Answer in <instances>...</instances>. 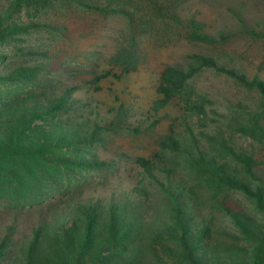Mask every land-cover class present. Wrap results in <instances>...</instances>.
I'll use <instances>...</instances> for the list:
<instances>
[{"label": "trees", "instance_id": "obj_1", "mask_svg": "<svg viewBox=\"0 0 264 264\" xmlns=\"http://www.w3.org/2000/svg\"><path fill=\"white\" fill-rule=\"evenodd\" d=\"M5 1L0 4V45L32 27H54L38 18L54 0ZM64 1L102 15L126 16L128 30L115 59L124 66L138 60L137 37L160 31L164 25L162 12L134 17L125 8V0ZM23 10L34 11L37 19L25 22ZM185 37L206 45L218 42L196 29ZM220 38L225 40L224 35ZM190 59L185 67L162 69L156 87L160 98L154 102L158 109L179 98L190 121L180 131L164 134L151 155L133 158L157 196L138 181L131 187H110L107 198L75 197L62 179L75 169L100 170L109 164L76 155L84 146L104 142L105 133L143 132L139 124L125 119L122 106L111 118L103 117L92 98L74 94L78 85L69 81L12 97L0 92V264H264L260 163L247 147L215 132L206 122L209 113L223 115L227 129L264 147V77L249 76L227 54L194 52ZM206 69L257 96L229 101L232 115L218 113L209 106L213 101L208 96L189 87ZM93 74L94 83L107 76ZM32 76L30 65L0 62V84ZM194 117L201 129H195ZM182 169L193 170L216 194L242 192L261 218L223 199L219 206L237 231L215 223L201 211L196 189L182 177Z\"/></svg>", "mask_w": 264, "mask_h": 264}, {"label": "rangeland", "instance_id": "obj_2", "mask_svg": "<svg viewBox=\"0 0 264 264\" xmlns=\"http://www.w3.org/2000/svg\"><path fill=\"white\" fill-rule=\"evenodd\" d=\"M125 1V8L134 17H149L159 11L164 15L160 31L137 37L138 60L128 66L115 60L128 30L126 16L122 13L102 15L64 0L52 1L41 15L32 10L21 12L25 22L36 20L38 15L41 21H50L54 27H32L27 32L13 34L0 45L4 57L0 62L25 63L33 72L30 80L1 83L3 97H12L29 89H50L69 81L78 85L75 95L89 96L94 100L101 116L111 118L122 106L127 114L125 119L143 129L141 133L126 129L105 133L104 142L84 146L77 152V156L96 157L109 164L100 170L67 172L62 179L70 185L69 191L73 190L75 197L107 198L111 194L110 187H131L138 181L152 190L133 158L151 155L164 134L170 130L180 131L190 121L185 118L179 98L170 100L161 108H154L155 100L160 98L156 90L160 72L166 65L185 67L194 52L217 56L227 54L233 56L249 76L258 74L264 77V0ZM5 2L0 0L2 5ZM191 29L216 37L217 44L206 45L187 39L185 35ZM220 35H224L225 40ZM26 49L38 53L26 55ZM93 73H107V76L94 83ZM189 87L208 96L213 101L209 106L226 115H232L227 105L229 101H250L257 96L255 91L237 87L224 75L208 69L193 78ZM209 114L206 122L215 128L208 126V129L247 147L259 161V171L264 173V147L227 129L223 115ZM193 121L197 122L195 129L198 130L199 122L195 117ZM181 174L188 185L196 189L203 214L215 223L237 231L219 206L218 201L223 199L233 207L261 218L242 192L228 190L216 194L193 170L182 169ZM154 191L153 188L151 192L156 194ZM56 199L60 196L57 195Z\"/></svg>", "mask_w": 264, "mask_h": 264}]
</instances>
